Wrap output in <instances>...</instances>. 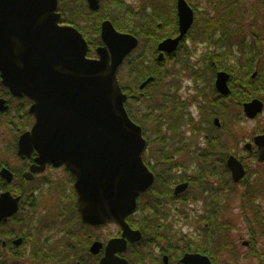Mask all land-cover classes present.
<instances>
[{
    "label": "flooded vegetation",
    "instance_id": "flooded-vegetation-1",
    "mask_svg": "<svg viewBox=\"0 0 264 264\" xmlns=\"http://www.w3.org/2000/svg\"><path fill=\"white\" fill-rule=\"evenodd\" d=\"M118 1L124 3L127 11L144 12L146 15L144 23L147 27L143 28L145 38L141 40L142 43L139 40L137 48L126 57L127 61L125 60L124 63L126 68H129L127 65L141 56L144 60L143 66H152L155 59L154 66L160 76V83L157 84L159 91L156 89L155 95L163 101L165 96H172L169 103L172 105L170 107L173 111L174 129L171 132L162 131L163 133L159 134L170 135L173 138L171 154H167L163 147L158 148L154 161L145 158L150 145V141L146 138L148 148L143 155V160L149 170L154 173L155 182L149 191L139 195L136 211L127 218L130 227L140 231L142 238L133 243L128 241L126 250L115 255L126 260L128 264H195L192 261H183L187 255H200L208 258L211 264H215L219 249L221 252L233 253V249H230L227 243V233L233 225L232 215H229L231 219L228 215L224 218L223 212L229 210V213L232 210L231 196L235 194L234 190L244 188L240 196L239 208L241 214L245 211L246 215H250L258 231L252 230L250 227L252 223L246 217L243 222L246 225L245 232L248 238L240 240L241 246L247 253L244 255L239 253L238 256L233 254V257L237 256L238 263L240 257L242 261L258 259L257 264H264V255L259 248V240H264V230H262L264 217L259 219V207L255 205V202H258L255 200L264 196V144L256 143L257 137L264 136V122H261V125L258 123L264 107L263 111L254 118H249L244 113V104L255 99L263 104L264 101L258 95L243 102V89H241L246 70L243 58L244 56L253 57L246 48L248 42L252 41V37L247 35L248 32L245 34L243 26L245 22H252L247 17L253 16L254 12L243 13L251 7L241 3L242 0H221L220 6L210 5L205 0L204 7L194 5L192 0H185L193 10V22L175 50L166 52L160 50V44L168 39H176L181 34L179 0H151L147 4L141 0L138 6H133L128 0ZM76 4L78 19L79 4L82 9L87 10L86 12L101 13L100 10L103 9V17L106 18V13L113 9L114 0H99V8L96 10L91 8L87 0H76ZM262 5L254 4L264 13V4ZM217 9L220 12V19L211 21L212 17L218 16ZM254 11H256L255 7ZM95 16L98 17V14ZM89 17V13H85L82 19L88 20ZM104 18L102 23L109 20ZM88 23L93 25L94 21L91 19ZM256 23L259 25V21ZM217 42H223V44L214 45ZM143 43L145 44L143 49L136 56V52ZM101 45L103 46V43ZM195 45H204L205 50L197 55ZM97 49L91 58L99 57ZM169 63H173V67L178 68L177 73L172 75L168 72ZM227 66L231 72L227 71ZM260 66L258 61L251 74L254 80L253 89L258 92ZM127 71L130 74L131 70L127 69ZM219 73H226L229 76L228 94H223L217 87ZM185 80L188 82L186 85L183 83ZM146 81H148L147 84L142 87ZM152 81V76L141 83L128 77L127 91L133 92L130 95L126 93L130 108L132 102L147 98L148 85ZM137 87L139 90L136 89ZM234 88L236 95H233ZM0 102H3L0 103V195L9 192L13 197L20 198L18 211L6 222L0 224V264H101L106 256L108 242L121 238V228L117 224H109L117 225L120 230L118 234L105 242L98 241L95 236L87 234L88 230H100L109 225L99 228L82 222L77 204L75 178L65 166L55 167L52 164H46L44 169L34 173L32 178L25 177V174L36 166L39 158L35 149L23 155L19 152L20 137L30 131L35 124V118L30 113L33 102L25 96L14 95L3 84L1 73ZM232 106L237 107L239 112L231 114ZM193 108L196 109L195 113ZM161 110L164 112L167 110L162 103ZM242 119L257 123L248 134L240 133L235 129L234 123L236 125ZM165 128L168 130V123ZM143 132L145 135L144 128ZM231 158L241 165L244 172L238 180L235 177L239 176L235 175L229 164ZM153 167H156L159 170L158 175L161 173L162 176L161 180H158L156 197L150 192L157 181L156 173L151 170ZM3 169H7L12 174L11 180L1 175ZM188 170L198 171V173L190 174ZM58 171L66 175L64 181L49 178ZM36 183H40L39 186L32 187ZM166 185L167 192L164 190ZM33 188L66 190L68 194L65 198H69L72 203L67 205V202L53 201L52 205L46 208L37 206L38 199L36 200L34 193L28 191ZM193 188L202 189L203 195L187 197ZM188 200L203 201L204 206L194 211L189 209ZM187 201L188 208L183 210V205ZM68 206L74 210L67 211ZM37 209L41 211H36ZM140 213L143 215L146 231L131 225L133 216ZM168 216L173 217L176 224H181L183 220L193 223V226H189L191 228L189 233L179 232L178 229L175 231V235L180 237L178 242L182 243L178 245L152 243L142 246V251L137 249L148 235L149 229H152L150 221L156 217L163 221ZM135 223L137 222L134 221L133 224ZM198 224L202 226L199 227ZM161 226L162 224L159 223L158 229L154 230L160 232ZM84 234L89 243L86 250L82 252L79 237L83 238ZM217 234L223 235V238L225 236L226 241L222 239L218 243L214 240L213 236L216 237ZM193 235L195 238L191 239ZM197 235L199 236L196 237ZM17 241L20 243L17 244ZM211 242H215L214 247L217 251L211 247ZM95 243L102 244L97 253L92 252ZM85 255L88 257L87 260ZM227 261L231 260L227 259Z\"/></svg>",
    "mask_w": 264,
    "mask_h": 264
},
{
    "label": "water",
    "instance_id": "water-1",
    "mask_svg": "<svg viewBox=\"0 0 264 264\" xmlns=\"http://www.w3.org/2000/svg\"><path fill=\"white\" fill-rule=\"evenodd\" d=\"M87 1L92 9L99 8V0ZM60 6L61 0H0L2 82L14 95L33 102L30 113L35 124L20 137L19 152L23 155L35 149L39 158L25 177L32 178L46 164L65 166L75 178L82 222L99 228L117 224L122 230L121 238L108 242L101 264H128L115 254L124 252L128 241L141 240L142 233L133 230L127 218L136 211L139 195L155 182L143 160L148 141L126 110L127 95L118 78L139 40L106 20L99 57L89 58L82 33L60 23ZM178 12L181 34L163 41L162 51L175 50L193 22V10L185 0H179ZM228 79L226 73L218 74L216 84L223 94L229 93ZM263 107L255 99L244 104V113L254 118ZM261 142L264 136L256 138L257 144ZM229 164L238 180L244 174L241 165L234 158ZM1 175L12 179L7 169ZM19 201L9 192L0 195V224L18 211ZM101 247L95 243L92 252ZM183 261L211 264L200 255H187Z\"/></svg>",
    "mask_w": 264,
    "mask_h": 264
},
{
    "label": "rangeland",
    "instance_id": "rangeland-1",
    "mask_svg": "<svg viewBox=\"0 0 264 264\" xmlns=\"http://www.w3.org/2000/svg\"><path fill=\"white\" fill-rule=\"evenodd\" d=\"M151 0H143V3L147 4L150 3ZM194 5H200V7H204V4L206 3L205 0H192ZM260 0H257V2H259ZM128 2L130 4H132L133 6H138L139 3L141 4V0H128ZM256 0H242L241 3H246V5H249L251 8L246 10V13H253L254 11V7L257 8L256 6H254V4L256 3ZM264 3V0H263ZM253 4V5H252ZM262 5V3H260ZM263 6V5H262ZM252 9V10H250ZM113 11H116L115 6H113V9L111 10V13H113ZM134 11V10H133ZM261 21V20H260ZM260 23V22H259ZM92 24L88 23V26L90 27ZM246 34V31H245ZM142 43V41H141ZM145 45V44H144ZM143 44H141V48H139V51L136 52V56H138L139 52H141V50L143 49ZM198 45V44H197ZM196 47V54L200 55L201 52H203L205 50V46L204 45H199ZM196 57V56H195ZM168 72H171L172 75L174 73H177V67H173V63H169L168 66ZM181 72V69H180ZM183 76V74H182ZM183 78V77H182ZM120 82L123 84L124 83H128V76H127V71L125 69H123V71L121 72V76H120ZM184 85H186L188 82L185 80L183 81ZM260 97L263 98L262 100L264 101V93L260 92ZM164 101L161 98H158L155 95V91L154 89L149 91V95L148 98H143V99H139V101L136 102H132L131 105V111L132 113L135 115V117L137 119H140L144 126L142 125L143 128L146 129L145 136L146 138L150 141V143L152 144V147L149 148V151L145 154V158H147L149 161H154L156 159V150L158 148L159 144L158 142H156V138H157V132L158 131H164L166 132L167 130H165L164 128L166 127V124H164V116L163 114H160V118L157 117V119L155 120H149L148 117H146L145 115L152 112L155 107L159 104V103H163ZM194 113L196 112V109L193 108ZM234 113H238L239 109L235 106L231 107L230 113L233 114ZM155 116V115H154ZM156 117V116H155ZM163 118L162 120L159 121L158 120ZM261 122H264V112L261 114L260 119L258 121L259 125H261ZM158 124H160V126H162V128H158ZM256 122H252V121H248L245 119H242L240 121H238L234 126L235 129L240 133H245L248 134L250 133L254 127L256 126ZM169 127V125H168ZM169 132V131H167ZM166 132V133H167ZM204 138V137H202ZM7 142V141H6ZM201 142V140H200ZM203 142V141H202ZM8 143V142H7ZM201 146V145H200ZM167 154H170L172 151V148H168L165 150ZM171 156V155H170ZM177 170V168H176ZM175 170V172H176ZM175 172H173V174H175ZM188 173H195L197 174L198 171H190L188 170ZM48 177V176H47ZM49 178L51 179H55V180H59L61 179L62 181H64L66 179V175L62 172H57V173H53L52 175L49 176ZM40 183H36L33 184L32 187H37L39 186ZM167 188V189H166ZM165 192H167L168 190V186L166 185L164 188ZM28 191H31L32 193H34V197L36 198L37 201V206L40 207H48L50 205H52L53 201L54 202H67L68 203H72L71 200L69 198H65V195L68 194V191L66 190H54L53 188H44L43 190H38V189H30ZM202 189L200 188H193L191 190V192L187 195V197H192L195 195H199L201 194ZM235 194L231 196L232 199V210L228 213V211L223 212V217L225 218L228 215V218L231 219L229 217V215H232V223L233 225L231 226V229L229 228V232L228 237H227V243L229 244L230 249H233V253H225V252H221V250L219 249L218 253H217V260L215 264H257V260L254 261H247L246 259H244V261H242V259H240L239 257V263H238V254L240 253V255H244L247 253V251L241 246V240L240 239H247L248 238V234L247 232H245V228L246 225L243 222V220L247 217L249 219V221L252 223L251 219H250V215L249 214H245L244 211V215L241 214V210H240V196L242 195V193L244 192V188H237L234 190ZM191 195V196H190ZM203 194H201L202 196ZM31 201V200H30ZM189 201V209H193L194 211H198L199 207H203L204 206V202L202 201H195L193 202L192 200H188ZM188 201L184 203L183 205V210H187L188 208ZM255 201V205L257 207H259V211H260V218L264 217V196H261L260 198H257ZM246 206L249 207V205L245 204ZM26 206V205H25ZM182 206V205H181ZM180 206V207H181ZM179 207V208H180ZM156 208V207H155ZM73 208H69V206L67 207V211H73ZM36 211H41V209H37ZM243 215V217H242ZM143 215L140 213L138 215L133 216V222H137L139 224H143ZM253 217V216H252ZM173 221V222H172ZM152 224V229H149L148 231V235L146 236V238L144 239V241L142 242V244H140V246L137 248L139 250L142 251V246L146 245V244H152V243H163V244H167L170 245L171 243H173L174 245H178L181 244L182 242H178V240L180 239L179 236L175 235V231L182 232V233H189L191 231V228L189 226H193L192 222L188 223V220H183L181 224H176L174 218H170L168 216V218L166 220H159L157 217L154 218L152 221H150ZM162 224L161 227H159V231L160 232H156L154 229H158V224ZM80 225V224H79ZM199 227L202 226V224H198ZM250 227L252 228V230L254 232L258 231V228L255 224H251ZM86 230V229H85ZM119 228L117 225H109L108 227L104 228V229H100V230H88L89 232H87V234L95 236V239L101 242H105L106 240H108L110 237L118 234L119 232ZM262 230H264V225ZM22 233V231H20ZM219 233V232H218ZM86 234V233H85ZM84 234V237H79V245H81L82 247V252H84V250H86L87 247V243H89V241L87 240L88 238H86ZM199 235H197L196 237H198ZM202 237V236H201ZM191 239L195 238V236L193 235L192 237H190ZM203 238V237H202ZM225 238V236H224ZM223 235L217 234L216 237L215 235L213 236V239L216 240L218 243L224 239ZM226 241V239H224V242ZM212 244V248L214 250L217 251V248L214 247L215 242H211ZM259 248L262 251V255H264V240L260 239L259 240ZM233 254H237V256L233 257ZM85 259L87 260L88 257L85 255ZM227 259L231 260V261H227Z\"/></svg>",
    "mask_w": 264,
    "mask_h": 264
},
{
    "label": "trees",
    "instance_id": "trees-1",
    "mask_svg": "<svg viewBox=\"0 0 264 264\" xmlns=\"http://www.w3.org/2000/svg\"><path fill=\"white\" fill-rule=\"evenodd\" d=\"M206 1L210 5L220 6L221 4V0H206ZM260 3L264 4L263 0H260L259 2H257V5H261ZM114 6L116 8V11H113V13H111V11L106 13L105 15L106 18H104L103 17L104 13L102 12L103 9L100 10L101 13H99V11L95 13L86 12L87 10L82 9V7L79 4V19H78L76 0H61V7H60V12L62 14L61 24L72 25L83 33L86 41L89 44V53H88L89 57H92L93 55H95L97 47L102 44L101 42V23L102 22L101 21L103 20V18L111 20L113 25L120 32L130 33V34L135 35L140 40V42L142 39L145 38V35L143 33V30H144L143 28L147 27V25L144 23V19L146 17L145 13L138 12V11H132V12L127 11V8L125 7L124 3H121L118 0H114ZM255 10L256 11H253L255 13V14L253 13V16L247 17V19L251 20L252 22L250 23L245 22L243 26L245 31L248 32L247 35H250V37H252V41L250 43L248 42V44L246 45L248 47L246 48H248V50L250 51L249 52L250 54H253V57L251 58H246V56H244L243 58V62H245L244 64L246 66V70L243 75L242 87H241V89H243V92H242L243 102L249 101L255 97H258V95H260V92L264 93V72H263V68H264V13L262 12V9L255 8ZM217 12H218V9H217ZM245 12L246 10H244L243 13ZM85 13L86 14L89 13L90 15L88 20H85L87 19V17H85V19H82ZM219 13L220 12L217 13L218 16L212 17L211 21L219 20L220 19ZM96 14H98V17L95 16ZM91 19L94 21V24L89 27L88 22ZM256 21L260 22L259 25H257ZM220 44H223V42L214 43V45H220ZM92 50H93V53H92ZM212 57L214 58V56ZM143 61L144 60L141 58V56H139L136 58L134 62H132L133 64L130 63V65H127L129 68H126V64L124 63L120 70V76H121V72L123 71V69H125L126 71L127 69L131 70L130 74L127 71V76L128 77L130 76L133 79V81H138L139 83L148 79V77L152 76L153 81L148 85L149 86L148 91H151L153 89H155L154 91H156L158 87L157 84L160 83L159 72L156 71V66H154L156 61L154 59L152 66H143V63H142ZM258 61H260V65H261L260 66L261 67L260 76H259V79H260L259 92L253 89L254 80L251 77V74L254 71ZM226 68L228 72H231L230 71L231 69L228 66ZM121 85H122V89L124 90V92L128 93L126 83L123 82V84L121 83ZM136 89L139 90L138 87ZM157 91L159 90L157 89ZM131 93L133 92H129L128 95H130ZM234 94L236 95L235 88L233 91V95ZM148 95L149 94H147V98H148ZM165 97L166 98L164 99V102L162 103V105L167 109L165 110L166 112L161 110V103H159L152 112L146 114L145 116L148 117L149 120H155L157 119V117L158 118L161 117L160 114H163L164 122H165L164 124L168 123L169 125L168 130L166 128L164 129L171 132L174 129L173 111L170 107L172 105L169 103L171 102L172 96H165ZM128 102L129 101L126 102V109L129 115L131 116V118L133 119V121L145 127L143 122L140 119H137L135 115L132 113ZM162 119L163 118L159 119L158 123ZM158 128L160 129L162 128V126L158 124ZM144 131L145 133H147L145 128H144ZM161 133L163 132L162 131L157 132L156 142H158L160 147H163L165 149L171 148L173 146L172 144L173 138L170 135H166V136L159 135ZM151 147H152V144L150 143L149 148ZM151 170H153L157 175L156 184L150 191L153 194V196L156 197V193H157L156 188H157L158 180H161L162 176H161V173L158 175L159 170L156 169V167H153ZM131 225L132 227L140 229L141 231H144V230L146 231L145 225L143 224L142 225L138 223L133 224V222H131Z\"/></svg>",
    "mask_w": 264,
    "mask_h": 264
}]
</instances>
